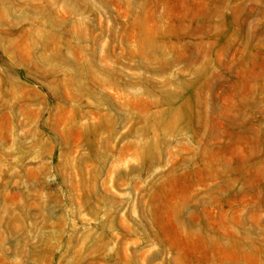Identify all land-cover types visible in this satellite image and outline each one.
Masks as SVG:
<instances>
[{
  "label": "rangeland",
  "instance_id": "rangeland-1",
  "mask_svg": "<svg viewBox=\"0 0 264 264\" xmlns=\"http://www.w3.org/2000/svg\"><path fill=\"white\" fill-rule=\"evenodd\" d=\"M0 264H264V0H0Z\"/></svg>",
  "mask_w": 264,
  "mask_h": 264
}]
</instances>
